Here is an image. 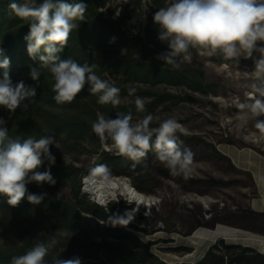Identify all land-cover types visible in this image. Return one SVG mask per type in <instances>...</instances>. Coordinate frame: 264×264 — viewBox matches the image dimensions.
<instances>
[{
  "label": "trees",
  "instance_id": "obj_1",
  "mask_svg": "<svg viewBox=\"0 0 264 264\" xmlns=\"http://www.w3.org/2000/svg\"><path fill=\"white\" fill-rule=\"evenodd\" d=\"M151 1V11L144 32L140 34L138 31L130 33L122 30L127 16L123 15L120 19L104 16L99 11L103 0H83L88 5L85 19L70 34L68 43L60 54L62 59L71 58L81 64H96L97 74L102 79L111 78L112 81H109L121 89L120 97L127 96L134 100L132 103L113 107L111 104H99L97 95L90 94L87 85L71 103L57 104L53 99L54 81L48 68L40 69L39 81L30 78V70L40 68L39 60L30 58L27 53L28 42L25 36L30 25L11 15L8 9L12 2L23 3L27 0H0V61L4 58L10 61L7 71L13 84L23 81L26 86L36 90V95L32 98L34 103H29L27 109L17 108L15 113L10 114L0 107V117L6 121L9 135H19L22 138L31 135L38 138L50 134L71 149L80 142L95 146L100 140L93 133L91 125L97 119V112L113 119L117 113L129 112L132 116L143 117L166 105L167 101L177 103L193 99L186 94L173 95L167 91L168 87H183L201 94L210 92L211 87L204 84L201 70L185 64L174 68L157 58L164 51L157 47L158 36L151 27L155 25L154 13L165 6V0ZM3 72L4 69L0 68V78ZM159 85L164 88L158 89ZM129 88H135V94L130 96ZM136 96L143 98L145 102L142 112L136 110ZM182 136L179 134V137ZM50 151L56 158L55 164L50 167L56 183H44L42 186L52 189L69 188L72 203L47 194L38 205H33L24 198L17 206L12 207L7 204L6 197L0 196V236L8 235L11 239L8 246L0 245V264H10L13 256L25 254L37 242L59 237L63 230L72 231L73 235L68 240L59 237L60 242L46 257L48 264H52L53 257L69 259L74 256L79 257L82 264H89V260H95L99 256H103L110 264H165L149 252L147 244L125 230L129 224L113 226L109 223V219L113 217L107 211L122 217V209L111 205L103 208L90 202L80 191L83 172L62 159L54 145L50 146ZM155 157V153L150 151L141 161L135 162L127 157L112 156L107 151H101L97 158L99 162L95 163L106 164L111 176L128 177L142 171ZM48 168V162L45 161L38 170L42 172ZM27 188L30 193H44L35 182L27 185ZM216 248L218 246H211L194 264H224L225 257L228 259L226 264H250L254 257H262L250 248L232 245L226 249H235L240 254L235 258H228L226 255L214 254L213 250Z\"/></svg>",
  "mask_w": 264,
  "mask_h": 264
},
{
  "label": "clouds",
  "instance_id": "obj_2",
  "mask_svg": "<svg viewBox=\"0 0 264 264\" xmlns=\"http://www.w3.org/2000/svg\"><path fill=\"white\" fill-rule=\"evenodd\" d=\"M8 9L11 15L30 25L25 36L27 53L40 62V68L30 70V78L39 81L40 69L48 68L54 81L53 99L57 104L71 103L87 85L88 92L97 95L99 104L120 105L121 89L102 79L96 72V64L61 58L70 34L85 19L88 5L83 0H27L12 2ZM153 22L158 26V39L166 42L168 49L157 58L174 68L191 62L192 49L209 57L220 53L226 60L240 55L251 58L253 52L260 54L254 61L253 83L247 93L251 103L236 106L243 116L255 119V129L264 134V120L258 119L264 116V46L257 45L258 41L264 42V0H166L165 6L154 13ZM9 64L7 58L0 61V68L4 69L0 78V107L12 114L17 108L27 109L29 103H34L32 98L36 90L23 81L13 84L7 71ZM135 92V88L128 89L130 96ZM135 106L138 112L144 111L143 98L136 96ZM96 116L91 125L93 133L102 144L110 141L116 155L139 162L151 151L172 174L187 176L192 171L194 154L182 147L183 141L177 135H187L188 130L175 117L161 120L153 127L151 114L135 122L130 112L117 113L114 119L106 118L100 112ZM52 145H56V141L50 134L38 138L10 136L6 121L0 117V196L7 198L9 206H17L24 198L33 205L40 204L47 193H30L27 185L33 182L38 186L55 185L56 180L50 172L56 159L50 151ZM45 161L49 168L41 172L38 169ZM84 179L98 185L111 184V172L106 164L95 163ZM111 186L115 187L114 184ZM98 203L103 205L104 201ZM131 220L129 216L117 217L110 218L109 223L126 226ZM72 235L69 230L59 233V237L67 240ZM59 237L37 242L25 254L13 256L10 264H48L46 257L60 242ZM52 264L82 262L76 256L69 259L53 257Z\"/></svg>",
  "mask_w": 264,
  "mask_h": 264
},
{
  "label": "rangeland",
  "instance_id": "obj_3",
  "mask_svg": "<svg viewBox=\"0 0 264 264\" xmlns=\"http://www.w3.org/2000/svg\"><path fill=\"white\" fill-rule=\"evenodd\" d=\"M103 1L99 11L104 16L120 19L125 15L122 30L143 34L151 11V0ZM152 29L158 36V27L153 25ZM257 45L264 46V42L258 41ZM157 47L164 52L168 50L166 42L159 39ZM191 51V62L184 64L202 71L203 82L211 87L210 92L201 94L183 87H168L167 91L173 95L186 94L193 99L177 103L167 101L166 105L151 114V126H158L159 121L175 117L188 130V134L180 140L183 141L182 147L194 154L192 171L187 176L172 174L155 157L138 173L128 177L111 176V180L126 183L137 193L151 199L153 204L150 207L136 204L120 191L101 205L95 195L85 189L84 178L94 167L101 151L116 156L110 144L99 141L97 145L90 146L80 142L71 149L60 140H55L54 145L62 159L83 172L81 193L103 208L111 205L122 209L123 218L132 217L125 230L147 244L149 252L165 264H194L213 245L218 246L213 250L218 256H238L240 251L226 247H244L247 243L217 237L211 243V239L194 236L205 230H216L218 225L264 235V189L261 187L264 184V134L255 129V119L243 116L236 106L238 103H251L247 93L253 83L251 73L254 61L260 54L253 52L251 58L240 55L226 60L220 53L209 57L200 55L195 49ZM109 80L112 81L111 78ZM157 88L163 89L164 86ZM120 99V105L134 102L127 96ZM144 117L133 116V122ZM258 119L264 120V116ZM39 187L51 197L72 203L69 188ZM107 213L117 218L110 211ZM10 243L8 235L0 236L1 246L6 247ZM252 250L262 257H254L250 264H264V255ZM227 260L225 257L224 264ZM88 263L110 264L103 256Z\"/></svg>",
  "mask_w": 264,
  "mask_h": 264
},
{
  "label": "bare ground",
  "instance_id": "obj_4",
  "mask_svg": "<svg viewBox=\"0 0 264 264\" xmlns=\"http://www.w3.org/2000/svg\"><path fill=\"white\" fill-rule=\"evenodd\" d=\"M111 184H114L115 187H112ZM111 184H103L98 185L96 183H88L86 180L84 181L85 189L90 192L91 194H94L95 197L99 200H105L108 197H113L117 193V191H120V193L126 195L128 199L131 201H134L138 205H144L150 207L153 202L151 199L144 197L143 195L137 193L134 188H131L126 183H117L113 180H111ZM203 203V202H202ZM205 203V202H204ZM230 229H223L221 227H217L216 230L210 231L205 230L202 233H195V237L202 238L205 236L209 237H215V236H228Z\"/></svg>",
  "mask_w": 264,
  "mask_h": 264
},
{
  "label": "crops",
  "instance_id": "obj_5",
  "mask_svg": "<svg viewBox=\"0 0 264 264\" xmlns=\"http://www.w3.org/2000/svg\"><path fill=\"white\" fill-rule=\"evenodd\" d=\"M257 180L260 181V178H257ZM261 187H262V189H264V184L261 185ZM262 206L264 209V201L262 203ZM217 227H221L223 229H230L231 232H229L228 236H222V235L221 236H215V237L205 236L202 238L211 239V243L214 242V239L216 237L219 239H223V240H233V241H239L240 240L242 242L247 243V245L244 247L252 248L255 251H257V253L264 255V235H260L259 233H248V232L244 233L243 231H240L238 229L229 228V227H225L222 225H218Z\"/></svg>",
  "mask_w": 264,
  "mask_h": 264
},
{
  "label": "water",
  "instance_id": "obj_6",
  "mask_svg": "<svg viewBox=\"0 0 264 264\" xmlns=\"http://www.w3.org/2000/svg\"><path fill=\"white\" fill-rule=\"evenodd\" d=\"M97 162H99V159L97 160Z\"/></svg>",
  "mask_w": 264,
  "mask_h": 264
}]
</instances>
